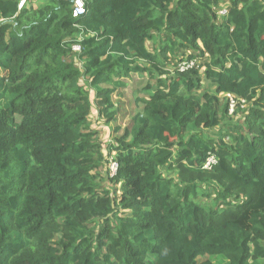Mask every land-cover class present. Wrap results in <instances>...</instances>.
Masks as SVG:
<instances>
[{
    "label": "trees",
    "instance_id": "16d2710c",
    "mask_svg": "<svg viewBox=\"0 0 264 264\" xmlns=\"http://www.w3.org/2000/svg\"><path fill=\"white\" fill-rule=\"evenodd\" d=\"M23 1L0 0V264H259L264 0ZM132 74L105 154L91 113L115 122Z\"/></svg>",
    "mask_w": 264,
    "mask_h": 264
},
{
    "label": "rangeland",
    "instance_id": "374dc122",
    "mask_svg": "<svg viewBox=\"0 0 264 264\" xmlns=\"http://www.w3.org/2000/svg\"><path fill=\"white\" fill-rule=\"evenodd\" d=\"M25 1L26 0H24V2ZM27 2H28V0H27ZM224 5L226 6V4H224ZM219 15H222V14L219 13ZM154 42H155V40H153L151 42L149 41V43H148L149 48L153 47ZM188 52H189V50H187V52H186L187 55L190 54ZM203 72H204V68L201 69V73H203ZM148 77H149L148 74H143V75L132 74V76L130 78H127L125 80L127 85L125 87H121L120 89H118L116 91V93L114 94V97H113L114 102L116 104V107L118 109V116H117V120L115 122H113L111 124H105L103 121H101L97 117L96 111L93 108V112L91 113V121L93 123L94 129H96V131L98 132V135H97L98 140H99V143L101 144L105 154L107 152L108 145L112 142V140L116 136L115 135V129L119 127L121 129V131H120V133H118V135H121L124 132L125 128L130 127L133 116L139 110V106H137V104H136V99L138 97L146 96L145 93L141 92V89L146 86V84L148 82ZM152 84H155V81H152ZM208 88H209L208 81L206 80V78H204L203 89H208ZM91 98H92V100L94 98V92L93 91H91ZM241 107L246 108L247 105L243 104ZM235 115H236V113L232 114L233 117ZM207 133L213 137L214 134L216 133V131L209 130V131H207ZM115 158H116L115 152L114 153L112 152L109 155V163L111 160H115ZM99 171L101 172V174L106 173V165L101 166L99 168ZM102 185L109 187L110 183L108 180H105V181H102ZM199 192H200V197L198 198V201L204 205H210L212 203L213 199L215 198V194H213V193L209 197L203 193L204 190L199 191ZM259 264H264V259H260Z\"/></svg>",
    "mask_w": 264,
    "mask_h": 264
},
{
    "label": "built area",
    "instance_id": "2783aa9c",
    "mask_svg": "<svg viewBox=\"0 0 264 264\" xmlns=\"http://www.w3.org/2000/svg\"><path fill=\"white\" fill-rule=\"evenodd\" d=\"M24 3V1L22 2ZM86 13V4H85V0H74L73 1V17L74 18H78L83 16ZM219 13L221 14H225L226 10L223 9L221 11H219ZM74 49L76 51L80 50L79 46H75ZM196 66V62L195 61H183L180 62L178 65V68L180 71H185L188 70L190 68H193ZM229 97V112L231 114L234 113L235 108L237 107L238 104V100L231 94L227 95ZM241 103L242 105L245 104V100L241 99ZM216 158L215 156L211 155L208 157L207 161L204 164V168H211L215 163H216ZM110 170H111V174L114 175L116 174L117 170H118V163L116 162V160H111L110 161Z\"/></svg>",
    "mask_w": 264,
    "mask_h": 264
}]
</instances>
